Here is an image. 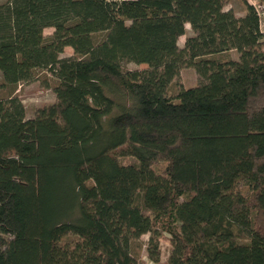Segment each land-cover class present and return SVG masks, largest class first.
Masks as SVG:
<instances>
[{"label":"trees","instance_id":"16d2710c","mask_svg":"<svg viewBox=\"0 0 264 264\" xmlns=\"http://www.w3.org/2000/svg\"><path fill=\"white\" fill-rule=\"evenodd\" d=\"M227 1H0V264H148L146 234L154 263L167 236V264H264V31Z\"/></svg>","mask_w":264,"mask_h":264},{"label":"rangeland","instance_id":"374dc122","mask_svg":"<svg viewBox=\"0 0 264 264\" xmlns=\"http://www.w3.org/2000/svg\"><path fill=\"white\" fill-rule=\"evenodd\" d=\"M2 1V0H0ZM249 2V0H246ZM226 9H233L238 16L243 15L245 12V5L243 0H228L226 3ZM54 32L53 28H47L45 30V34L47 36L52 35ZM190 34H193V31L190 25L187 26V34L180 37V46H183L186 40V37ZM73 49L71 47H67L65 50L66 56L73 55ZM232 56L235 59H238V52L233 51ZM126 67L130 70H140L147 68L145 64H137V63H128ZM1 77V74H0ZM199 82V76L196 70L193 67H184L182 68L179 76L174 79L173 83L169 88V92L171 94L177 93L182 87L195 86ZM21 98L23 100L24 105L26 106L27 116L33 117L36 111L41 108L43 105L52 103L56 100V94L52 89L42 88L40 84H23L19 88ZM123 162H134L135 160L132 158H123ZM243 219L248 220V216H243ZM150 239V234H146L142 237L143 242L145 243L143 248V257L145 258L148 264H167L168 257L171 250V244L167 236H162L160 238V262L154 263L149 259V251H148V241Z\"/></svg>","mask_w":264,"mask_h":264},{"label":"built area","instance_id":"2783aa9c","mask_svg":"<svg viewBox=\"0 0 264 264\" xmlns=\"http://www.w3.org/2000/svg\"><path fill=\"white\" fill-rule=\"evenodd\" d=\"M249 2L256 9L259 16L261 29L264 31V4L260 0H249Z\"/></svg>","mask_w":264,"mask_h":264}]
</instances>
